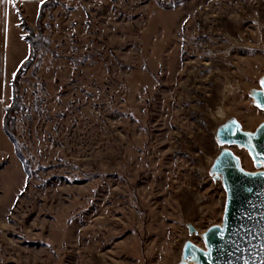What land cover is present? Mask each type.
Returning <instances> with one entry per match:
<instances>
[{
    "label": "rangeland",
    "instance_id": "1",
    "mask_svg": "<svg viewBox=\"0 0 264 264\" xmlns=\"http://www.w3.org/2000/svg\"><path fill=\"white\" fill-rule=\"evenodd\" d=\"M174 1L11 0L15 59L21 20L46 42L10 126L29 182L0 160V264H180L223 221L222 151L259 170L218 133L264 123V0Z\"/></svg>",
    "mask_w": 264,
    "mask_h": 264
},
{
    "label": "water",
    "instance_id": "2",
    "mask_svg": "<svg viewBox=\"0 0 264 264\" xmlns=\"http://www.w3.org/2000/svg\"><path fill=\"white\" fill-rule=\"evenodd\" d=\"M262 81L264 76L262 90L252 96L264 110ZM218 140L246 150L259 170H245L230 148L222 151L213 171L227 196L223 221L202 235L204 248L188 243L180 264H264V123L248 132L231 120L220 128Z\"/></svg>",
    "mask_w": 264,
    "mask_h": 264
},
{
    "label": "crops",
    "instance_id": "3",
    "mask_svg": "<svg viewBox=\"0 0 264 264\" xmlns=\"http://www.w3.org/2000/svg\"><path fill=\"white\" fill-rule=\"evenodd\" d=\"M10 3L11 0H0V160L12 161L15 158V146L3 129V119L9 98V80L16 74L27 54L18 61L15 59L10 40V27L13 23Z\"/></svg>",
    "mask_w": 264,
    "mask_h": 264
},
{
    "label": "trees",
    "instance_id": "4",
    "mask_svg": "<svg viewBox=\"0 0 264 264\" xmlns=\"http://www.w3.org/2000/svg\"><path fill=\"white\" fill-rule=\"evenodd\" d=\"M45 2H46V0H45ZM182 2H183V0L174 1V2L170 3L168 6L174 7V6H177L178 4H180ZM44 3H42L40 5V9ZM21 27L27 32V36L25 37V39L28 41V44H29V54H28V57L19 66V68L15 74V77L12 81V84H11L12 99H11V104L5 110V115H4V119H3V129H4L5 133L7 134V136L10 138V140L13 142V144L15 146L16 155L20 158V160L22 161V163L24 165V170H25V173L27 174V183H28L29 179L32 175L30 163H28L27 161L24 160V156L17 149L16 144H15V140H14V138L10 132V126L13 127L12 124H13L14 114L19 110V108L22 105L21 104L22 99H21V96L19 95L20 77L23 76L24 73L27 71V69L31 66L33 59H34V56H35L36 49L40 46L45 45L46 39L44 37H42L41 35H40L41 38L39 36H36L34 30L32 28H30L25 23L24 20H21Z\"/></svg>",
    "mask_w": 264,
    "mask_h": 264
},
{
    "label": "snow or ice",
    "instance_id": "5",
    "mask_svg": "<svg viewBox=\"0 0 264 264\" xmlns=\"http://www.w3.org/2000/svg\"><path fill=\"white\" fill-rule=\"evenodd\" d=\"M262 83H264V81H262Z\"/></svg>",
    "mask_w": 264,
    "mask_h": 264
}]
</instances>
